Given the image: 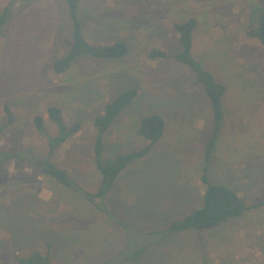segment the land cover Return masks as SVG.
<instances>
[{
  "label": "rangeland",
  "instance_id": "374dc122",
  "mask_svg": "<svg viewBox=\"0 0 264 264\" xmlns=\"http://www.w3.org/2000/svg\"><path fill=\"white\" fill-rule=\"evenodd\" d=\"M8 6L11 18L0 34L3 150L45 153L34 118L44 116L55 134L48 109L57 106L81 131L54 161L95 192L101 174L93 122L107 104L138 92L106 135L104 161L147 145L139 135L144 117L162 116L166 129L117 180L105 212L25 160L0 164V264L49 250L56 264H137L126 259L148 245L138 264H264V47L248 34L264 15V0H80L85 38L99 46L123 41L129 51L112 60L81 57L62 75L53 62L72 46L66 0H0V13ZM190 19L197 21L193 57L226 87L209 178L233 188L251 209L213 230L160 239L151 232L200 206L214 133L205 87L174 58L181 50L174 25ZM153 50L167 57L152 59Z\"/></svg>",
  "mask_w": 264,
  "mask_h": 264
},
{
  "label": "trees",
  "instance_id": "16d2710c",
  "mask_svg": "<svg viewBox=\"0 0 264 264\" xmlns=\"http://www.w3.org/2000/svg\"><path fill=\"white\" fill-rule=\"evenodd\" d=\"M66 3L72 21V46L64 56L53 62V71L56 75H62L67 72L74 62L81 57L112 60L123 58L128 54V45L123 41L105 46H99L89 42L84 36L83 25L79 17L80 0H66ZM11 13L10 6L0 13V34H2L10 20ZM196 27L197 21L195 19L174 25V30L178 34L181 48L180 52L174 58L177 62L189 67L196 73L197 80L205 87L213 107L214 133L205 149L206 167H204V173L201 177L205 186L204 198L195 211L181 219L171 222L167 229L154 231L151 234L148 233L150 235H156L160 239L192 230L199 232L213 230L227 224L233 219L242 217L251 209L233 188L224 184L213 183L209 178V164L216 151L218 135L224 123L225 112L222 106V97L226 92V87L217 82L212 73L205 70L193 57V34ZM248 34L257 38L264 47V15L260 16L257 26L249 30ZM150 57L152 59H163L167 55L163 51L153 50L150 53ZM137 94L136 89H130L121 93L115 100L105 106L103 113L98 115L93 122L96 130L94 155L97 169L101 174V183L95 192L89 191L81 186L66 169L58 166L54 161L55 154L81 131V124L74 123L69 125L65 120L62 110L57 106H51L48 109V120L56 128L55 134H51L49 131L47 120L44 116L37 115L34 118L36 130L46 139V152H36L35 148L30 147L26 154L23 155V152L21 153L20 150L5 151L0 146V164L14 160H25L37 168L45 177L74 193L80 194L97 211L105 212V205L103 203L107 201L108 196L113 192L117 180L125 171L132 167L138 160L144 158L157 145L166 129V122L162 116L151 114L144 117L140 123L139 135L147 145L141 150L132 151L127 154H119L113 159L104 161L103 154L106 149V135L124 108L135 100ZM10 120L12 121V118ZM2 132L3 128H0V142ZM256 206L258 207L259 205ZM148 246L136 249L134 254L126 260L138 264ZM5 264L56 263L52 260L49 250L47 253L33 251L27 256L16 257Z\"/></svg>",
  "mask_w": 264,
  "mask_h": 264
}]
</instances>
